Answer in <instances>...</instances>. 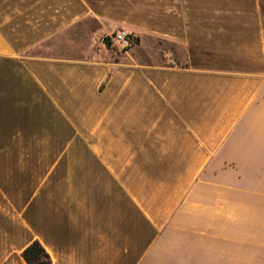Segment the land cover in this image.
<instances>
[{
	"label": "crops",
	"instance_id": "crops-1",
	"mask_svg": "<svg viewBox=\"0 0 264 264\" xmlns=\"http://www.w3.org/2000/svg\"><path fill=\"white\" fill-rule=\"evenodd\" d=\"M34 241L264 264V0H0V264Z\"/></svg>",
	"mask_w": 264,
	"mask_h": 264
},
{
	"label": "trees",
	"instance_id": "trees-1",
	"mask_svg": "<svg viewBox=\"0 0 264 264\" xmlns=\"http://www.w3.org/2000/svg\"><path fill=\"white\" fill-rule=\"evenodd\" d=\"M21 258L25 264H51L48 254L37 241L32 242L22 251Z\"/></svg>",
	"mask_w": 264,
	"mask_h": 264
},
{
	"label": "built area",
	"instance_id": "built-area-1",
	"mask_svg": "<svg viewBox=\"0 0 264 264\" xmlns=\"http://www.w3.org/2000/svg\"><path fill=\"white\" fill-rule=\"evenodd\" d=\"M108 40H110L113 44H116L121 51L131 49L137 42V38L124 29L117 30Z\"/></svg>",
	"mask_w": 264,
	"mask_h": 264
}]
</instances>
